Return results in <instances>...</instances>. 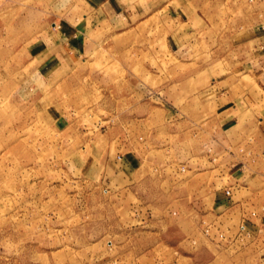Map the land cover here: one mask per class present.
I'll return each mask as SVG.
<instances>
[{
  "label": "rangeland",
  "instance_id": "rangeland-1",
  "mask_svg": "<svg viewBox=\"0 0 264 264\" xmlns=\"http://www.w3.org/2000/svg\"><path fill=\"white\" fill-rule=\"evenodd\" d=\"M259 25L264 0H0V264H264V230L210 254L189 213L231 182L264 224Z\"/></svg>",
  "mask_w": 264,
  "mask_h": 264
},
{
  "label": "crops",
  "instance_id": "crops-1",
  "mask_svg": "<svg viewBox=\"0 0 264 264\" xmlns=\"http://www.w3.org/2000/svg\"><path fill=\"white\" fill-rule=\"evenodd\" d=\"M258 29L260 31L264 30V25H259ZM190 33H193V32H190ZM67 36H69V35H67ZM263 37H264V34L257 36L256 38H254V40L261 39ZM39 39L44 40V38H42V36L39 37ZM259 42H261V40H259ZM72 46L74 48L73 43H72ZM257 47H260L261 49H263L262 46H257ZM46 49H47V45L43 46L41 44V47H39V49H36L30 56L33 59L37 55L46 54L47 53ZM61 51H62V53H64V49H61ZM40 62L41 63H39L38 65H34L35 76L36 77L40 76L41 78L44 79V77L47 76V72L49 70L48 63L46 61L42 62V60ZM59 66H61V65H59ZM29 79H30V77H29ZM162 150L169 151L170 148L169 147L168 148H162ZM130 152H131V154L128 155L127 158H125L122 155V157L120 158V161L122 160V161L126 162L128 166L133 167V166H135V164L137 162L136 159H138V154L135 153L134 150H132ZM161 165H162V163L155 162V167H159ZM230 183L231 182H228V184H225L221 187H216L213 184L212 185L207 184L205 187V191H204L205 195L204 196L209 197L210 202L208 204H206L202 201L203 200L202 198H204V196H201V195L198 196L199 198L197 197L199 199V201H197L195 196L193 197L196 200L195 202L189 201V209H190V211H192L189 213L192 214L194 211H197L200 216L206 218V221H205L206 225L207 224L214 225V226L218 227L221 231H223L226 235V237L223 240H221L220 242H214V241L210 240L207 236H206L207 242L205 241V239L200 238L201 240L199 242H197V247H201V248L205 249L206 251H210V254L211 253L213 254V251L211 249L214 247L223 248V247L234 246L237 243V241L238 242H247V243H249V245L253 244L254 242H256L255 241L256 237L249 239L245 235L236 236V234L240 230L242 231V234L246 232L245 230H250L251 235L256 236V235H258L257 230L259 229V227L264 225L263 221L261 220L262 217L259 216V214H257L256 211H254V210L247 211L243 208L241 203H237V201L234 200L233 190H232L234 188V186L231 185ZM225 189L231 190L230 196L225 195ZM194 205L196 206V209L194 208L195 207ZM252 212H254V214H252ZM177 225L179 227L180 223L177 222ZM179 229H181V227ZM198 236H199V234L196 235V237H198ZM186 237H187V234H186ZM187 244H188V242H187ZM168 246H169V248L173 249L175 253L178 252V254H180L177 245L169 244ZM180 256L184 259L183 261L185 263H189V264H210V262H211V261H209V259H206L205 261L198 263L197 260L195 259L194 255L190 254V253H187V255L186 254H182V255L180 254ZM174 258L175 259L169 261V264H172V263L173 264H179V260L177 259L178 257H176L174 255Z\"/></svg>",
  "mask_w": 264,
  "mask_h": 264
},
{
  "label": "built area",
  "instance_id": "built-area-1",
  "mask_svg": "<svg viewBox=\"0 0 264 264\" xmlns=\"http://www.w3.org/2000/svg\"><path fill=\"white\" fill-rule=\"evenodd\" d=\"M225 195L226 196H230L231 195V190L230 189H225ZM252 214H254V212H252ZM261 230H264V227H261L260 229H258L259 232ZM245 231L246 232L242 234V231L240 230L236 234V236L245 235L249 239H252L254 237V236L251 235L250 230H245ZM203 233L210 240L215 241V242H220L221 240H223L226 237V235H225V233L223 231H221L218 227H216L214 225H210V224H207V225L205 224V226L203 228Z\"/></svg>",
  "mask_w": 264,
  "mask_h": 264
}]
</instances>
